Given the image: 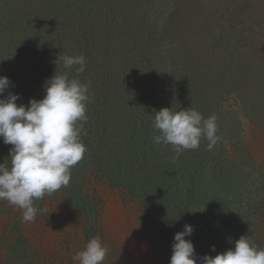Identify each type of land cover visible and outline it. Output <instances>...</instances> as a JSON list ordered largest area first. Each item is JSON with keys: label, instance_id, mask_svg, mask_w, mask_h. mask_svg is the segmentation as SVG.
<instances>
[{"label": "trees", "instance_id": "1", "mask_svg": "<svg viewBox=\"0 0 264 264\" xmlns=\"http://www.w3.org/2000/svg\"><path fill=\"white\" fill-rule=\"evenodd\" d=\"M115 1L119 2L117 5L128 2L123 0ZM146 1L148 2V0ZM146 1H144L143 5L145 8L147 5ZM181 1L186 2V0ZM191 1L194 2V0ZM73 2H75L73 4L74 10H80V12L86 13L87 16L85 19L79 18L74 26H78L73 31L75 38L71 43H74L73 46L66 43L67 52L66 54L64 53V56H75L83 53L92 61V67L86 71V73L88 72L87 76L83 75L84 71L79 74L76 73L75 67L78 66L72 69V73L76 76L75 78L79 81L81 80V83H88L89 85V100L86 107L88 120L84 123L80 136L81 141L86 146V152L83 159L71 169V180L67 187H62L52 195L46 194L42 199L34 201V206L37 209L46 211H38L33 222H22V211L20 209L13 216L2 217V219H5H3V227L0 228V239L5 242L6 249L10 253L15 252L13 254L20 255V257L26 259L29 257L30 259L34 258L35 248L42 242L45 248L44 258L47 259L49 257L52 264L53 262L60 264L57 257L62 253L65 255V251L69 252L66 243L72 242L74 238L79 241L82 238L81 234H88L89 230L85 227V223L89 217H95H92V219L96 222L98 214L103 210H107V203L111 205L113 202L115 204L124 202L123 204H125L127 210H122L123 207L122 209L116 208V205L109 209V211L114 212V215L122 216L117 220L119 224L115 227L117 229L112 230L110 228L109 232H107L105 227H103L104 230L100 225L98 226L103 230V234H107L103 240L102 237L100 238L102 243L115 241L114 237H126L120 238L125 243L122 244L123 249H117L116 243L113 244L114 247H111L112 249L109 248V264H143L140 258L142 253L145 252L139 246L135 252L131 250L135 248L133 243H137L138 234H142V232L147 233L148 237L155 240L153 243L156 247L155 254L149 251L148 255L144 254L143 260L147 264H158L155 259L163 257L164 262H159V264H169L174 234L182 231L185 224L192 225L194 229L191 236L185 238L193 242L198 264H200V258L205 254L215 256L217 253L223 252L226 247L224 245L226 238L221 235L220 231L227 221L224 220L227 216L224 213V209L227 205L229 207L233 204V201H229V196L233 192L235 185L232 187L229 185L230 183L225 184V180L222 177L226 174L230 175L233 168H238L239 171L242 170V168L238 167L239 162L232 160L234 166L225 167L229 163L226 160L227 157H219V153L223 149V146H219L223 140L221 132L216 133L219 139L212 150L209 151L207 149L209 141L201 138L198 149L182 151L178 161L174 162L175 150L173 146L163 143L157 144L153 139L155 135H159V132L153 129L155 112L161 109L156 102L158 98L154 92L155 83L147 76V90H142L141 88L140 91L129 94L126 91V87L121 85L122 83L120 84L121 86H116L118 88H115L111 85L112 83L105 80L104 76L109 78L112 75L109 73L103 74L102 64L97 60V56L91 52H86L88 48L101 45L98 44L99 41L102 42V45L111 42V32L107 34L105 32L108 19H110L108 13L113 8L114 0H103L98 5L93 2L87 5L82 0H73ZM128 4L134 7L129 2ZM4 6L7 13L10 10L11 12L13 11L7 5L4 4ZM89 8L90 11L88 12ZM103 11H106V16L95 17L100 13L103 14ZM226 13L229 15L230 22H228L227 28L222 34L215 33V45L205 44L199 37L195 38L194 43L192 41L188 43L185 37H177L175 35L167 36V39L171 41V47L180 45L184 52H192L191 61L187 64L189 67L181 74L182 87L179 93L175 95L174 100L180 97L182 92L190 94L193 109L198 110L204 118L215 115L217 124L220 120L224 124V129L222 130L225 131L223 135L227 134L228 137L229 133L233 132L231 128H235L240 121L237 119L230 121L228 126V122L225 123L221 119L224 117V115H221L222 111L228 108H226L224 101L221 100L218 89L225 91L227 88H235L239 74L241 76L244 68H242L243 64L239 66L234 64L235 50L233 51L225 46V43L236 41L237 39L235 36L237 31L234 28L235 20L231 19L232 14L229 8H227ZM238 15L241 17L240 14ZM4 17L6 18V16ZM90 18L92 19L89 21ZM101 18L104 19L101 21ZM226 19H222V25ZM70 21L67 23L72 26ZM2 22L6 23L5 26L3 25L4 28H9V32L12 34H23V31L26 33L27 28L18 26L16 20L11 21L6 18ZM85 22L86 26H84ZM169 22L176 24L174 15L169 19ZM244 22L245 19L240 21L242 27H245ZM1 28L2 23L0 22V30ZM31 28L40 29L39 33L33 32L35 35H39L34 44L32 38L28 35L18 36L17 38L10 35L8 40L9 47L6 45L7 39L0 37V59H2L0 62V76H7L11 82V87L0 98H6L9 92L17 93L20 97L17 101L18 106L19 104L28 105L29 99L24 96L33 92H35V95H32V97L37 100L42 99L45 95L46 81L50 79V76L45 74L46 76L48 75L47 79L41 80L38 76H41L43 72H38L32 68L35 74L30 76V81H21V79L29 77V74H26L23 70L11 67V69L4 72L7 69V64L10 67L9 62H11L12 54L14 53L16 57L19 54L16 51L14 52V49L12 50L10 40L14 38L24 39L26 41L24 45H32L33 47L40 41L44 43V48H49L48 41L50 37L48 31H46L45 18L42 17L41 13L33 15ZM173 28L174 25L170 28L168 26V30ZM80 30L82 32H79ZM76 37H78L77 40ZM198 44L201 46L195 49ZM20 49L22 48L20 47ZM81 49L83 50L81 51ZM77 50L78 52H76ZM34 51L36 50L34 49ZM25 54L26 57H30L28 48L25 49ZM33 54L35 55V53ZM217 55L225 59L221 61L215 58ZM47 58L54 62L56 61V57L52 53ZM201 62L207 63L209 69L212 67L213 62H216V64L217 62L221 63L218 66H224L223 71H219L222 73L225 83L222 84V80H219L220 78L213 76L208 84L212 88L206 89L208 85L204 87L194 84L190 76L193 74L192 70H197ZM60 64L62 71L59 70V74L64 72L62 63L60 62ZM152 68L153 66L151 65ZM225 69L227 70L226 72ZM65 71H68L69 74L71 72L68 69H65ZM174 75L175 73H173ZM187 76L191 84L185 80ZM217 76L222 77L219 73H217ZM32 77H35L40 82H33ZM260 79L263 80L261 76L258 80ZM29 85L35 87L37 91H34ZM187 85H189V88ZM207 95L208 98L202 100ZM208 99L211 101L210 104L205 103ZM173 104L175 111L190 108V105L182 106L183 101L180 104L175 101L168 106L172 111ZM222 123L219 124L220 129L223 125ZM11 147L12 145L4 144L3 139L0 138V163L5 162L10 166L9 149ZM216 157H219V161L213 163ZM161 159L163 163L159 166H154L156 163L161 162ZM178 165H181L180 168H178ZM167 166L171 168L169 173L165 171ZM195 171L196 173H194ZM152 181L156 183L155 186H152ZM145 187H148V189ZM180 197H183L181 199L182 203L177 205ZM7 205L9 204L7 203ZM124 216L127 220L124 219ZM249 216L247 215L246 218H243V223L239 226L238 235H247L249 240H252V243L258 248L264 249V234L262 235L255 229V223L251 222L250 224ZM142 219H144L143 224L138 225ZM79 222L83 223V226L75 227V224ZM95 225L97 223L91 222L90 227L96 231L97 227ZM121 228L123 229L121 230ZM81 229L84 231L82 232ZM122 231L125 233L122 234ZM167 234L170 235V238H166ZM90 239L88 236L86 238L87 242ZM77 244L80 243L77 242ZM213 245L215 246L214 252L212 251ZM0 246H3V244L0 243ZM128 247H130V251ZM9 257L10 255L7 254V258ZM0 262L2 261L0 260Z\"/></svg>", "mask_w": 264, "mask_h": 264}, {"label": "rangeland", "instance_id": "2", "mask_svg": "<svg viewBox=\"0 0 264 264\" xmlns=\"http://www.w3.org/2000/svg\"><path fill=\"white\" fill-rule=\"evenodd\" d=\"M82 1L87 5L92 2L96 5L103 2V0ZM123 1H128L134 7L129 5L128 2L126 4L117 5L119 2L114 0L112 4L113 8L108 13L110 19H108L105 32V34L111 32V42L102 45V42L99 41L98 44L101 45L94 48H88L86 52H91L97 56V60L102 64L101 69H103V74L109 73L112 75L109 78L104 76L105 80L112 83L111 85L115 88H118L116 86L124 85L129 94L135 91H140L141 88L142 90H147L148 83L146 82V79H151L153 83H155L154 92L158 98L156 102L161 108H168L171 102L174 103L175 101L179 104L183 101L182 106L186 107L190 105L189 109L194 108L193 105H191L192 97L190 94H184V92H182L180 97L174 100L175 95L179 93L180 88L182 87L181 74L189 67L187 64L191 61L192 52H184L180 45L177 47H171V41L167 39V36L175 35L177 37H185V40L188 43L195 41V38L199 37L205 44L209 43L215 45V33L218 32V34H222L227 28L228 22H230L228 18L229 15L226 13L227 8H229L230 13L232 14L231 19L233 21L235 20L234 28L237 31H235L237 39L236 41L225 43V46L231 48L233 51L235 50L236 55L233 62L238 66L243 64L242 68H244V70L242 71L241 76L239 74L235 88L231 87L225 89L228 94L224 90H218L220 91L221 100L224 101L226 108H228L225 111H222L221 115H224V117L221 119L225 123L228 122V126L230 121H234L235 119L240 122L235 128L229 127L233 132L231 131L227 137V134L223 135L225 131L222 130L224 129V124L220 120L217 124V133L221 132V137L223 138L219 145L223 146L221 153H219V157H227L226 160L229 162L225 167L230 165L234 166L232 160H235L237 163L239 162L238 167L242 168V170L239 171L238 168H233L230 175L226 174L222 177L225 180V184L230 183L229 185L232 187L235 185L233 192L229 196V201H233V204L229 207L227 205L224 209V213L227 215L224 220L227 221L220 231L221 235L226 238L224 242L226 247L223 249V252L229 248H234V241L241 237V235H238V232L240 231L239 226L243 223V218H246L247 215L251 216H249L250 224L251 222L255 223V229L263 235L264 0H194V2L191 0H186V2H182L181 0H148V2L146 0ZM144 1L147 2L146 8L143 7ZM74 3L73 0H68V2H66V0H0V19L2 21H5L6 18L11 21L16 20L18 26L27 28L26 33L23 31V34H12L9 32V28H4L6 23L0 20L2 23V28L0 30L2 33L0 34V37L7 39V46H9L8 40L10 35L15 38L22 35H28L32 38L34 44L39 35L37 36L33 32H40L39 28H31L33 15L35 16L37 13H41L42 17L45 18L46 31H48L50 37V40L48 41V49L44 48V43L40 41L33 47L32 45H24V42H26L24 39L19 40L14 38L10 40L12 50L14 49V52L16 51V53L18 52L19 54L17 57L14 53L12 54L11 62H9L10 67H8L7 64V69L4 72L11 69V67L23 70L26 74H29V77L23 78L21 81L31 80L30 76H34L33 74H35L32 69H36L38 72H43L41 76H38L41 80H46L48 75L51 78L56 72L59 74V70L62 71L61 64L60 62L56 63V61L58 60L59 55L64 56V53L66 54V43L73 46L74 42L71 43L75 38L73 36V31L78 27L74 26L79 18L85 19L87 16L86 13L80 12V10L75 11L73 7ZM4 4L12 8L13 11L11 12L10 10L7 13ZM228 5L230 6L228 7ZM90 8L88 9V12L90 11ZM238 14H240L241 17H239ZM102 15L106 16V11H103V14L100 13L95 17L99 18L102 17ZM172 15L176 18V24H173L172 22L168 23ZM249 15L250 17H248ZM4 16H6V18ZM225 18H227L226 21H224L225 25H222V19L224 20ZM91 19L92 18H90L89 21ZM103 19L104 18H101V21ZM242 19H245V22L243 23L245 24V27L240 25ZM69 20H71L70 22L72 26L67 23ZM173 25L174 28L168 30V26L170 28ZM84 26H86V22ZM81 30L79 32H82ZM66 32L68 33L66 34ZM77 39L78 37H76V40ZM200 46V44L196 45L195 49ZM20 47L22 49H20ZM26 48L30 51V57H26ZM34 49L36 51H34ZM49 49L50 51H48ZM82 50L83 49H81V51ZM76 52H78V50ZM33 53H35V55ZM50 53L55 55V62L50 60V58H47ZM81 55L86 59V66L83 75L87 76L88 72L86 73V71L92 67V61L83 53H81ZM215 58H218L221 61L225 59L218 55ZM1 60L2 59H0V62ZM219 64L221 63L217 62L216 64V62H213L211 67L213 69L210 68V70L209 67H207V63H199L198 69L192 70L193 74L190 76L191 81L194 84L206 87L212 77L215 76L220 78L219 80H222V84H224L225 79L220 72L223 71L224 66L219 67ZM151 65L153 66L152 69ZM70 71L69 77L75 78L76 76L72 73V69ZM226 71L227 70L225 69V72ZM173 73H175L174 76ZM217 73L221 74L223 78L217 76ZM45 74L48 75L46 76ZM260 76L263 80H258ZM185 80L191 84L188 76ZM33 82L40 81L38 79L36 80L34 77ZM187 86L189 88V85ZM29 87L33 88L34 91H37L35 87H32L31 85H29ZM184 87L187 88L185 85ZM207 88H212V86L208 85L206 89ZM32 95H35V92L24 97L30 100L34 98ZM206 98H208V95L202 98V100H205ZM205 103L210 104L211 101L208 99ZM173 112H175L174 104ZM221 123L223 125L220 129L219 124ZM180 153L181 152L178 153L175 151L174 162L178 161ZM219 157H216L213 163L218 162ZM162 163L163 160L161 159V162L156 163L154 166H159ZM180 166L181 165H178V168H180ZM165 171L169 173L171 168L167 166ZM194 173H196V171ZM151 184L152 186L156 185L154 181H152ZM145 188L148 189V187ZM182 198L183 197L179 198L177 205L182 203ZM7 203V201L0 200V228L4 225L3 219L19 212V208L15 206L14 208L7 205ZM123 203L124 202L115 204L113 202L111 205L107 203V210H103L98 214L96 222L92 219L93 216L89 217L88 221L85 223V227L89 230L88 234H81L82 238L79 241L77 238H74L72 242L70 241L69 243H66L69 252L65 251V255L62 253L57 257L60 264H79L78 261L73 260V256L85 248L88 243V239L86 240V238L88 236L89 238L98 236L99 238L102 237L103 240V238L107 236V234H103L101 227H105L107 232H109L110 228L112 230L117 229L115 228L116 225H119L117 220L122 216L118 217L117 214L114 215V212H111V210L109 211V209L116 205V208L119 207L122 209L123 207L122 210H124L126 209V206ZM3 216L5 218L2 219ZM124 219L127 220L125 216ZM91 222H94V224L97 223V225H95L97 227L96 231L91 229ZM143 222L144 219H142L138 225L143 224ZM99 225L101 227H98ZM77 226L82 227L83 223L79 222L78 224H75V227ZM122 229L123 228H121V230ZM83 231L84 230H82V232ZM124 233L125 232L122 231V234ZM167 235L166 238H170V235ZM138 236L139 239L137 240V243H133L135 248H132L131 250L135 252L136 248L139 246L140 249L145 252L142 253L140 261H142L141 263L143 264H147L143 260L145 257L144 254L148 255L147 253L149 251L155 254L156 247L153 243L155 240L148 237L145 232L138 234ZM120 238L126 237L123 236ZM120 238L114 237L115 241H106L103 243V245L107 247L108 252L102 264L110 263L109 248L112 249L111 247H114V243L117 244V249H123L122 244L125 243H123V239ZM250 241L252 243V240ZM77 242L80 244H77ZM0 243L3 244V246H0V260L2 261L0 264H52L49 257H47V259L44 258L43 254L45 248L42 242H40L38 244L39 246L35 248V256L31 259L30 257L26 259L20 257V255L13 254L15 252L10 253V251L6 249L5 242H2L0 239ZM128 250L130 251V247H128ZM7 254L10 255L9 258H7ZM163 259V257H157L155 261L159 264V262H164ZM53 264L57 263L53 262Z\"/></svg>", "mask_w": 264, "mask_h": 264}, {"label": "clouds", "instance_id": "3", "mask_svg": "<svg viewBox=\"0 0 264 264\" xmlns=\"http://www.w3.org/2000/svg\"><path fill=\"white\" fill-rule=\"evenodd\" d=\"M58 62L68 70L78 66L77 74L86 66L83 55H59ZM10 87L9 78L0 76V97ZM44 90L42 99L32 98L28 105H17L20 98L17 93L9 92L6 98H0V138L4 144L12 145L10 166L0 163V200L19 208L25 223L33 222L38 211H46L37 209L34 201L69 185L71 169L86 152L80 136L88 120L89 85L70 78L65 71L48 79ZM153 129L159 132L153 137L155 143L170 144L178 153L198 149L201 138L209 141L210 151L219 139L216 116L204 118L196 109L173 112L161 108L155 112ZM193 231L192 225L185 224L182 231L174 234L169 264H198L194 244L185 238ZM107 252V247L95 236L73 260L79 264H102ZM200 264H264V249L242 235L234 241V248L215 256L205 254Z\"/></svg>", "mask_w": 264, "mask_h": 264}]
</instances>
